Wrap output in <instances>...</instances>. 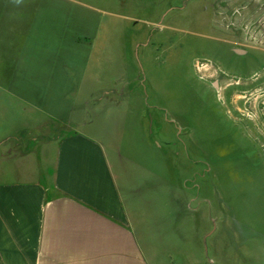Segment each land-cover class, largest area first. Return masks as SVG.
<instances>
[{
    "label": "crops",
    "instance_id": "crops-1",
    "mask_svg": "<svg viewBox=\"0 0 264 264\" xmlns=\"http://www.w3.org/2000/svg\"><path fill=\"white\" fill-rule=\"evenodd\" d=\"M96 22L95 0H0V264H195L176 230L144 234L147 173H161L147 138L161 129V109L111 101L130 91L106 79L118 64ZM67 30L81 59L56 54ZM255 66L258 106L264 59ZM259 215L235 219L229 234L207 221L198 240L214 253L207 264H264Z\"/></svg>",
    "mask_w": 264,
    "mask_h": 264
},
{
    "label": "rangeland",
    "instance_id": "rangeland-1",
    "mask_svg": "<svg viewBox=\"0 0 264 264\" xmlns=\"http://www.w3.org/2000/svg\"><path fill=\"white\" fill-rule=\"evenodd\" d=\"M95 2L94 29L118 64L106 79L140 94L123 99L116 90L111 101L161 109V129L147 138L161 173H147L144 234L176 230L179 253L207 264L214 253L198 244L207 221L215 231L225 222L229 234L235 219H264V100L256 106L249 87L251 69L264 59V0ZM74 35L67 30L58 57L81 59Z\"/></svg>",
    "mask_w": 264,
    "mask_h": 264
}]
</instances>
